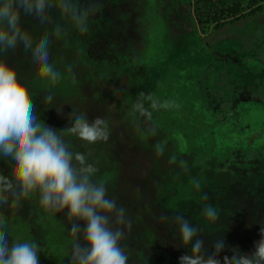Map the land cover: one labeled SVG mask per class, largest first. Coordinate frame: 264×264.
<instances>
[{
	"label": "trees",
	"instance_id": "16d2710c",
	"mask_svg": "<svg viewBox=\"0 0 264 264\" xmlns=\"http://www.w3.org/2000/svg\"><path fill=\"white\" fill-rule=\"evenodd\" d=\"M166 1L100 0L101 10L90 19L88 33L82 35L69 27L66 36L52 40L50 63L56 70H60L61 81L64 78L67 83L62 87L59 81L53 87L64 93L58 99L60 103L67 104L63 108L68 107L67 113L74 110L88 120L87 108L98 106V115L102 114L108 126L109 138L123 143L124 152L132 148L131 144L134 145L151 162L152 180L149 177L145 184L136 187L138 204L133 207L134 212L127 215L132 221V228L120 242L129 257L128 264H179L178 257L190 252V247L178 249L175 246L179 243L178 227L171 219L175 212L182 213L201 230L205 247H209L216 239H224L226 247L220 254L223 264L224 255L231 256L233 251L237 255H246L254 250V241L260 239L259 229L264 227V153L242 162L245 166L241 172L231 158L202 160L195 159L194 155L187 161L171 142L155 143L157 139H153L152 133L157 135V131L149 119L136 113V116H140V122L143 123L141 128L146 134L144 138L137 139L128 130V126L118 121L119 106L114 102L106 103L108 99L112 101L113 97H122L118 93L119 88L130 93L127 105L132 111L140 92L149 95L145 87L146 69L143 71V68L150 65L149 50L156 42L155 27L150 18L154 14L160 22L163 20V13L168 11ZM173 3L186 12L188 23L197 36L198 32L205 36V50L213 57L218 55L217 46L220 41L245 34V23L254 19L264 22V0H175ZM49 15L52 24L44 26L33 23V19L29 18L31 26L28 31L34 40L41 38L56 23L67 24L58 10H50ZM25 54L29 57L28 62L34 66L31 54ZM59 58L60 64L57 63ZM25 61L24 58L19 71L23 70ZM69 65L72 67L71 72L68 71ZM31 83L35 84L32 90H37L34 89L37 87L49 88L47 79L33 78L26 86L31 87ZM74 97L78 98L76 102ZM144 106L150 108V102L145 100ZM62 117V123L59 124L64 128L68 120L66 116ZM148 130L152 133L149 134ZM116 133H125V136L119 138ZM67 138L76 143L75 151L85 154L89 163L103 171H117L121 156L115 153L110 154L111 158L106 157L105 141L89 144L77 137ZM170 144L172 149H168ZM168 155L173 157L172 161ZM5 166H1L0 171L9 169ZM194 180L200 182L199 189L194 187ZM205 194L207 200L203 199ZM36 197L22 204L33 213L41 209ZM209 204L220 213L215 223L206 221L202 215V209ZM4 208L0 206V214L6 216L9 222L13 214L8 217L2 212ZM162 213L169 216L167 222L158 220ZM61 214L68 232L69 225ZM18 215L21 219H28L23 218L21 212ZM67 235L71 242L69 232ZM30 236V241L36 242L32 232ZM43 249L45 245L39 248Z\"/></svg>",
	"mask_w": 264,
	"mask_h": 264
},
{
	"label": "clouds",
	"instance_id": "9594fccd",
	"mask_svg": "<svg viewBox=\"0 0 264 264\" xmlns=\"http://www.w3.org/2000/svg\"><path fill=\"white\" fill-rule=\"evenodd\" d=\"M56 9L67 24L56 23L38 40L24 29L22 17H31L41 26L52 24L50 10ZM101 10L100 0H0V54L21 47L31 54L36 76L47 79L49 89L44 103L54 107L58 115H66L67 126L60 131L41 120L28 87L18 77L16 69L0 59V159L10 162V171H0V206L17 210L23 201L38 197L39 207L50 216L63 213L72 237L70 251L65 255L67 264H128L129 257L120 242L130 232L132 221L126 209L108 197L103 181L94 179L98 168L89 163L85 154L73 151L67 136L77 137L89 144L107 141L106 122L97 117L92 121L74 110L64 113V105L53 104L52 87L61 79V72L50 63L52 40L66 36L69 27L80 34L89 32L90 19ZM68 71H72L71 65ZM150 108H169L173 104L158 102L152 95L139 93L133 104V113L151 119ZM178 107L179 105H174ZM48 108V107H47ZM196 189L198 180L193 181ZM203 199L207 200V194ZM208 222L215 223L220 216L209 204L202 209ZM178 227L179 248L190 252L178 257L179 264H222L221 253L226 245L223 238L209 247L201 238V230L180 212L171 217ZM158 220L167 222L162 213ZM7 217L0 214V264H39V244L35 241H10ZM260 239L254 241V250L246 255H224L223 264H264V227L259 229Z\"/></svg>",
	"mask_w": 264,
	"mask_h": 264
},
{
	"label": "rangeland",
	"instance_id": "374dc122",
	"mask_svg": "<svg viewBox=\"0 0 264 264\" xmlns=\"http://www.w3.org/2000/svg\"><path fill=\"white\" fill-rule=\"evenodd\" d=\"M174 1L165 2L168 11L163 13L161 22L154 14L151 15L156 42L149 50L150 65L143 68V71L146 69L147 92L158 102L168 101L173 106L158 110L149 108L153 114L149 121L160 137L156 138V133L149 130L147 132L153 134V139H157L156 144L171 142L187 161L194 155L195 159L202 160L231 158L241 172V168L245 166L242 162L264 153V22L254 19L245 23V34L220 41L217 46L218 55L213 57L190 27L186 12L174 4ZM29 18L31 17H22V25L27 31L31 26ZM33 23L38 22L33 20ZM21 49L18 47L15 51L0 54V59L17 68L23 62ZM57 63L60 64V58ZM22 68L23 74L18 77L25 85L31 79L39 78L34 66L22 65ZM19 69L16 70L17 73ZM61 83L62 87L67 84L64 78ZM31 84L32 88L27 87L36 105L37 116L60 131L62 127L59 122L66 115H58L54 107L44 103V96L49 88L37 87L34 88L37 90H32L35 84ZM117 90L122 97H113L112 101L108 99L106 103H116L119 106L118 121L124 123L125 127L128 126L127 129L137 139L144 138L146 134L141 128L143 123L140 122V116H136L127 105L130 93L119 88ZM52 91L54 105H67L60 103L58 99L64 93L54 87ZM77 99L74 97L75 102ZM66 109H63L65 114ZM99 109L98 106L87 108L89 121L102 118V114L98 115ZM151 125L149 124L150 127ZM116 136L120 138L125 133H116ZM66 139L72 141L70 147L75 151L76 143L67 137ZM171 146L170 144L168 149H172ZM104 147L106 157L111 158L110 154L117 153L121 160L119 159L117 171H103L97 167L99 171L94 179L104 181L108 197L115 199L118 206L124 205L128 215L134 212L133 207L138 204L136 187L145 184L149 177L152 178L151 162L132 144V148L124 152L123 143L109 138L104 142ZM168 156L172 161L173 157ZM1 162L6 166L1 165ZM1 166L9 168L4 171L8 174L10 162L0 159V168ZM36 201L38 203V197ZM22 207L25 208L2 209L8 217L13 214L5 228L10 241H30L32 232L36 243L45 245L44 251L39 250L43 254L38 253L39 264H67L65 255L69 251L70 238L62 214L50 216L42 209H36L33 213L28 206ZM20 212L23 218L34 223L21 219L18 215Z\"/></svg>",
	"mask_w": 264,
	"mask_h": 264
},
{
	"label": "flooded vegetation",
	"instance_id": "af4514ba",
	"mask_svg": "<svg viewBox=\"0 0 264 264\" xmlns=\"http://www.w3.org/2000/svg\"><path fill=\"white\" fill-rule=\"evenodd\" d=\"M203 37H204V40L206 41V39H205V36L203 35ZM206 43H207V41H206ZM205 44V43H204ZM207 45V44H206ZM21 50H23V49H21ZM22 53H24L25 54V52L24 51H22ZM21 53V58L22 59H26L27 61H25V64L24 65H31L29 62H28V59H29V57H27V55L24 57L23 56V54ZM20 67H17V68H15L16 70H18ZM20 70V69H19ZM20 74H23V70L22 71H18V75H20ZM42 251H44V250H42ZM41 252V251H40ZM39 252V253H40ZM43 253L41 252V255H42Z\"/></svg>",
	"mask_w": 264,
	"mask_h": 264
},
{
	"label": "water",
	"instance_id": "95a60500",
	"mask_svg": "<svg viewBox=\"0 0 264 264\" xmlns=\"http://www.w3.org/2000/svg\"><path fill=\"white\" fill-rule=\"evenodd\" d=\"M197 28H198V27H197ZM198 31H199V28H198ZM198 36L201 38V40H202L205 44H207L206 41L204 40V37H203V34H202V33L198 32Z\"/></svg>",
	"mask_w": 264,
	"mask_h": 264
}]
</instances>
